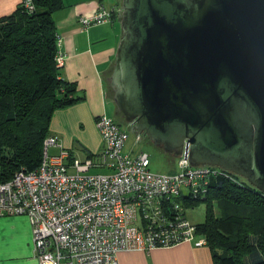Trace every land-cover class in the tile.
<instances>
[{"label":"water","instance_id":"water-1","mask_svg":"<svg viewBox=\"0 0 264 264\" xmlns=\"http://www.w3.org/2000/svg\"><path fill=\"white\" fill-rule=\"evenodd\" d=\"M121 16L116 116L264 193V0H122Z\"/></svg>","mask_w":264,"mask_h":264},{"label":"built area","instance_id":"built-area-1","mask_svg":"<svg viewBox=\"0 0 264 264\" xmlns=\"http://www.w3.org/2000/svg\"><path fill=\"white\" fill-rule=\"evenodd\" d=\"M24 6L35 9L33 0H24ZM117 12L122 7L100 4L81 23L104 24ZM61 43L59 38L60 68L67 59ZM97 121L104 146L96 154L85 160L72 158L57 135L48 136L36 170L20 169L9 181L0 182V216H29L40 264H120L121 252L149 253L185 242L206 245L182 200L206 199L211 178L224 171L194 166L183 154L175 161V172H153L147 151L125 150L130 133L113 117L104 113ZM142 139L136 131L135 142ZM54 146L60 152L53 156ZM101 168L107 172L90 173Z\"/></svg>","mask_w":264,"mask_h":264},{"label":"trees","instance_id":"trees-1","mask_svg":"<svg viewBox=\"0 0 264 264\" xmlns=\"http://www.w3.org/2000/svg\"><path fill=\"white\" fill-rule=\"evenodd\" d=\"M33 4L30 11L23 0L0 18V182L20 169L36 170L54 112L85 100L57 65L54 14L65 8L64 0ZM208 186L206 199L185 196L182 203L185 211L206 203V223L196 233L206 239L214 264H264V193L230 172L218 171Z\"/></svg>","mask_w":264,"mask_h":264},{"label":"crops","instance_id":"crops-1","mask_svg":"<svg viewBox=\"0 0 264 264\" xmlns=\"http://www.w3.org/2000/svg\"><path fill=\"white\" fill-rule=\"evenodd\" d=\"M22 1L0 0V18L12 14ZM100 4L108 8L122 7V0H64L65 8L54 14L62 42L60 50L67 54L61 76L75 83L78 94L85 100L58 110L59 115L53 119L49 134L57 135L66 148V134H74L81 127L80 133L93 132L88 142H81L87 157L102 148L97 119L107 113L110 99L106 80L123 35L121 12L104 24L82 25L81 18L94 14ZM118 258L120 264H214L209 245L193 242L157 248L149 253L121 252ZM0 264H40L34 250L29 216H0Z\"/></svg>","mask_w":264,"mask_h":264},{"label":"rangeland","instance_id":"rangeland-1","mask_svg":"<svg viewBox=\"0 0 264 264\" xmlns=\"http://www.w3.org/2000/svg\"><path fill=\"white\" fill-rule=\"evenodd\" d=\"M106 89H107V97H109L110 101L108 102L107 106V116L113 117L123 129L128 131L130 133V139L127 141L126 145V151L133 149L134 151H147L151 155V170L156 173H170L175 172L177 170V165L174 163H171L170 156L167 153H164L161 148H157L151 141H148L147 138H143L139 142H135L136 138V131L134 130L133 126L129 125L125 120H122L120 116H116V108L115 103L112 100L113 91L110 88V85L108 86V83L106 81ZM61 110V109H58ZM56 110L53 114L51 124L49 127V130L51 129V125L53 124L52 121L54 118H56L59 115V111ZM82 129V127H81ZM76 130L73 133L74 134H66L67 136V146L65 149H68L73 156H75L77 159L85 160L87 156L85 155V148L84 145L81 144V142L86 141L88 142L89 138L93 136V132L88 133H80L81 130ZM102 140V138H101ZM63 143V142H62ZM104 146V143L102 142V147ZM60 152V148L54 146L50 148V155L58 154ZM177 158H175L176 160ZM73 172V170L71 171ZM101 172H107L106 169H92L90 173L93 174H99ZM187 193V190H183L182 195L185 196ZM216 213L219 216L220 215V208L215 205ZM186 213L190 221H192L195 225L205 224L206 223V203L200 202L197 205H195L194 208L186 209ZM258 228V227H257Z\"/></svg>","mask_w":264,"mask_h":264}]
</instances>
